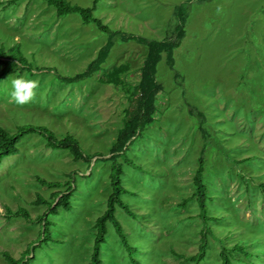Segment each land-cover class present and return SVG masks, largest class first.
I'll return each instance as SVG.
<instances>
[{"label":"rangeland","instance_id":"1","mask_svg":"<svg viewBox=\"0 0 264 264\" xmlns=\"http://www.w3.org/2000/svg\"><path fill=\"white\" fill-rule=\"evenodd\" d=\"M6 1L0 0V41L6 47L20 42L34 66L49 68L0 78V124L8 130L43 125L57 136L69 132L84 158L74 160L67 150L46 147L40 135L29 133L17 143L18 153L0 161V264H7L2 250L16 258L28 244L35 247L28 264H88L93 222L111 192L106 158L129 100L126 89L99 75L125 63L121 77L131 89L145 47L117 37L100 71L62 82L55 73L83 70L106 34L74 13L57 16L43 0ZM179 5L185 9L184 36L173 50V68L162 54L155 75L162 90L153 119L127 145L126 155L138 167L118 158L120 182L128 190L121 198L136 217L120 207L114 216L138 264H191L178 255L196 251L204 226L191 182L203 147L208 214L216 218L208 221L201 264H220V246L234 242L249 253H235L232 264H264V190L258 186L264 181V0H97L92 13L126 35L164 40L173 36ZM21 78L37 87L27 103L17 104L11 94L13 81ZM35 175L73 182L71 208L49 214L44 203H34L36 194L49 199L51 191L63 188L41 185ZM18 206L30 220L6 216V207ZM40 214L52 222L48 241L37 238ZM100 256L103 264H131L110 223Z\"/></svg>","mask_w":264,"mask_h":264},{"label":"trees","instance_id":"2","mask_svg":"<svg viewBox=\"0 0 264 264\" xmlns=\"http://www.w3.org/2000/svg\"><path fill=\"white\" fill-rule=\"evenodd\" d=\"M14 1L15 0H7L6 4H11ZM43 1L47 5L54 7L57 16L74 13L82 23H92L99 31L106 34L105 42L97 49L95 55L88 61L84 69L72 75L55 73V76L59 81L72 83L90 77L100 71L117 37L123 41L130 39L135 40L145 47V54L138 69V79L131 89L124 83L121 77V75L127 70V64L125 63L114 65L99 75L100 81L126 89L129 93V100L122 124L117 128L115 138L109 146V155L106 159L110 161L109 181L111 192L106 200L103 212L98 215L93 222V241L88 261V264H103L100 251L105 242L107 223H110L120 244L126 252L129 262L131 264H138L133 256L134 247L130 243L125 230L114 216L115 208L120 207L130 217H136L135 212L121 198V195L127 193L128 190L120 182L122 164L118 158L121 157L123 162L132 167H138L137 164L126 155L127 145L131 141V138L137 135L139 131L153 119V114L156 110V96L162 90V84L157 81L155 76L156 65L161 59L162 54H164L167 66L170 69L173 68V50L180 44V41L184 36V5H179L176 8L177 22L173 27V36L170 39L159 40L142 35H126L124 32L117 29H111L92 13L97 0H92L90 6H81L76 3H71L68 0ZM48 68L49 67L34 66L32 62L27 59L20 42H14L6 47L0 41V78L16 71L24 70L31 73L32 70ZM51 69L55 70L52 67ZM174 75L177 76V73H174ZM261 86L264 87V68L260 64V87ZM262 98L264 101V97ZM191 108L195 107L192 106ZM197 112L202 116L201 112ZM29 133H37L40 135L44 139V145L46 147L67 150L74 160L84 158L78 140L71 133L65 132L62 135L57 136L53 130L46 126L25 123L17 124L13 130H8L0 124V161L6 156L18 153L17 143L22 137ZM204 162V148L202 147L197 156V164L191 177V182L194 188L193 196L198 208V215L204 226L203 229L200 230V240L196 251L189 255H178L189 260L191 264H201V261L205 257L207 246L206 234L210 232L208 221L216 218L215 216L208 214V201L210 195L204 181ZM240 177L243 181L247 182L242 175H240ZM34 178L39 184L49 188L63 187L62 189L51 191L49 199H45L40 194H36V198L33 200L34 203H44L47 206L49 214H57L59 209L69 210L71 208L70 198L74 190V187L72 186L73 182L69 179L63 181L48 180L39 175H35ZM258 186L261 190H264V181L259 182ZM10 215L21 216L25 220L31 219L27 209L22 206H18L13 210L6 207V216ZM37 219L41 223V230L37 236V238L40 239L39 242L50 240V226L52 225V222L47 219L46 214L37 215ZM34 248L33 244H28V246L23 249L21 256L16 258L7 250H2L1 254L7 264H28L32 259V255L30 254L33 253ZM235 253L248 256L249 251L246 249V245H243L240 242H234L230 246L222 244L219 250L220 264H232V258Z\"/></svg>","mask_w":264,"mask_h":264},{"label":"clouds","instance_id":"3","mask_svg":"<svg viewBox=\"0 0 264 264\" xmlns=\"http://www.w3.org/2000/svg\"><path fill=\"white\" fill-rule=\"evenodd\" d=\"M37 87L35 81L16 79L13 81L12 98L17 104L27 103L34 95V89Z\"/></svg>","mask_w":264,"mask_h":264}]
</instances>
